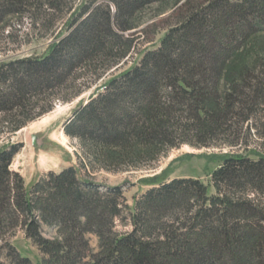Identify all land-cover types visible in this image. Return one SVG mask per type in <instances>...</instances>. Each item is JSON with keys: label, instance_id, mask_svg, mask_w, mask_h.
Masks as SVG:
<instances>
[{"label": "trees", "instance_id": "trees-1", "mask_svg": "<svg viewBox=\"0 0 264 264\" xmlns=\"http://www.w3.org/2000/svg\"><path fill=\"white\" fill-rule=\"evenodd\" d=\"M183 1L81 0L57 27L64 0H0V26L31 10L53 18L41 58L0 64V124L11 132L95 86L63 125L83 170H146L183 146L231 149L211 174L215 195L198 179L153 178L133 210L122 187L75 167L27 188L10 171L20 146L2 150L0 264H33L10 242L19 231L40 264H264V0H208L136 65L98 83L142 46L144 9ZM252 134L263 146L255 160L245 155ZM118 221L131 230L117 231Z\"/></svg>", "mask_w": 264, "mask_h": 264}, {"label": "rangeland", "instance_id": "rangeland-1", "mask_svg": "<svg viewBox=\"0 0 264 264\" xmlns=\"http://www.w3.org/2000/svg\"><path fill=\"white\" fill-rule=\"evenodd\" d=\"M80 1L64 0L62 13L55 14L54 19L51 16L45 17V14H50L47 10L40 12L31 10L21 17L6 18L0 26V64L28 57L41 58L54 40V34L52 31L49 32L47 28L51 19L55 23L58 21L57 27H62L70 19L74 13L73 10H76L75 7L80 4ZM207 1L190 0L186 8L181 6L185 2L184 0L176 6L170 3L152 5L144 9L138 15L139 23L136 30L137 33L141 34L139 42L142 46L130 58L106 74L105 80L102 79L98 83L102 84L101 82L107 81L110 75H118L136 65L141 59L142 52L157 48L170 27L180 22L191 10L199 8ZM70 7L73 9L68 11ZM94 89L95 86L70 103H58L56 101L51 112L26 123L23 128L16 132H11V128L6 124H0V151L11 146H20L19 152L11 163L10 171L17 173L27 188L49 172L60 173L64 169L75 167L81 175L86 171V178L97 184L106 187H122L126 199L125 204L130 210H133L136 200L153 188L150 182L153 178L158 181L157 184L177 178L198 179L208 187L209 196L215 195L211 183V174L222 165V159L225 154L230 152V148L194 149L183 146L170 151L152 168L141 171L113 173L103 170H83L79 163H82L83 160L80 157L81 150L78 143L64 134L63 125L71 118L73 111L81 103L87 101ZM46 117V123L39 124ZM1 119L4 121V116ZM60 134L65 138L64 143ZM261 144L262 141L252 134V138L249 140L250 148L245 155L255 160L256 157L253 154L263 150ZM41 159L47 160V166L44 168L40 166ZM130 230L128 223L122 225L119 221L117 222V231L125 233ZM43 234L47 238L54 236L53 231L48 228H43ZM10 242L23 257L29 258L33 264H40L43 258L41 253L24 236L22 231L17 232ZM90 245L96 249L97 239L95 237H91Z\"/></svg>", "mask_w": 264, "mask_h": 264}, {"label": "bare ground", "instance_id": "bare-ground-1", "mask_svg": "<svg viewBox=\"0 0 264 264\" xmlns=\"http://www.w3.org/2000/svg\"><path fill=\"white\" fill-rule=\"evenodd\" d=\"M56 111H57V109H56ZM61 111V110H60ZM59 112V111H58ZM46 121H47V117L46 118H44V119H42L40 122H39V124H41V125H43V124H45L46 123ZM49 121V120H48ZM38 126H40V125H38ZM47 126V125H46ZM38 128V127H37ZM45 129V128H44ZM41 130V129H40ZM54 138V137H53ZM58 138V137H57ZM56 138V139H57ZM60 138L62 139V142L64 143V141H65V138H64V136L63 135H61L60 134ZM41 152V151H40ZM45 155V154H44ZM48 156V155H47ZM53 158V157H52ZM29 159V158H28ZM51 159V158H50ZM52 162H53V160H52ZM38 163V162H37ZM40 166L41 167H46L47 166V160L46 159H41L40 160Z\"/></svg>", "mask_w": 264, "mask_h": 264}]
</instances>
